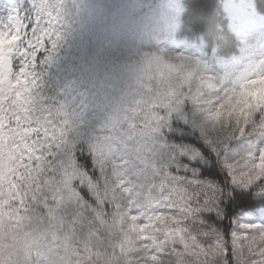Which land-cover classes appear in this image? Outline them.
I'll return each instance as SVG.
<instances>
[{
    "label": "snow or ice",
    "instance_id": "6c2138e0",
    "mask_svg": "<svg viewBox=\"0 0 264 264\" xmlns=\"http://www.w3.org/2000/svg\"><path fill=\"white\" fill-rule=\"evenodd\" d=\"M0 264H264V0H0Z\"/></svg>",
    "mask_w": 264,
    "mask_h": 264
}]
</instances>
